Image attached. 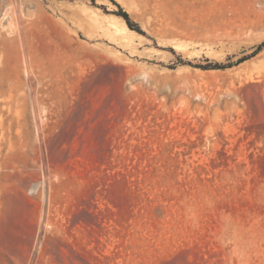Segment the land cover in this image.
<instances>
[{
  "label": "rangeland",
  "instance_id": "374dc122",
  "mask_svg": "<svg viewBox=\"0 0 264 264\" xmlns=\"http://www.w3.org/2000/svg\"><path fill=\"white\" fill-rule=\"evenodd\" d=\"M263 41L264 0H0V264H264Z\"/></svg>",
  "mask_w": 264,
  "mask_h": 264
},
{
  "label": "bare ground",
  "instance_id": "6f19581e",
  "mask_svg": "<svg viewBox=\"0 0 264 264\" xmlns=\"http://www.w3.org/2000/svg\"><path fill=\"white\" fill-rule=\"evenodd\" d=\"M95 25V21L92 20ZM101 28L103 33L112 34L114 40L126 41L129 37V34H132V31L126 26L125 23H118L113 18H107L104 24L98 25Z\"/></svg>",
  "mask_w": 264,
  "mask_h": 264
},
{
  "label": "trees",
  "instance_id": "16d2710c",
  "mask_svg": "<svg viewBox=\"0 0 264 264\" xmlns=\"http://www.w3.org/2000/svg\"><path fill=\"white\" fill-rule=\"evenodd\" d=\"M122 16H123V18L125 19V21H126V23H127V26H128L130 29H132V26H131V24L129 23V20H128V16H127V14H126V13H122ZM262 46H264V41L261 42V43L256 47V50L259 51V50L262 48Z\"/></svg>",
  "mask_w": 264,
  "mask_h": 264
},
{
  "label": "crops",
  "instance_id": "0c3cea01",
  "mask_svg": "<svg viewBox=\"0 0 264 264\" xmlns=\"http://www.w3.org/2000/svg\"><path fill=\"white\" fill-rule=\"evenodd\" d=\"M120 259L123 261V258H119V256H116V257H113V258H107V261H110L113 264H114V262H117L116 264H118Z\"/></svg>",
  "mask_w": 264,
  "mask_h": 264
}]
</instances>
